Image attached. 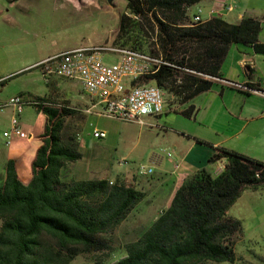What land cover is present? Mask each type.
I'll return each instance as SVG.
<instances>
[{
  "label": "trees",
  "instance_id": "1",
  "mask_svg": "<svg viewBox=\"0 0 264 264\" xmlns=\"http://www.w3.org/2000/svg\"><path fill=\"white\" fill-rule=\"evenodd\" d=\"M201 1L126 0L128 13L120 18L118 39L127 38L136 50H143L147 39L150 53L170 64L134 85H157L185 104L211 89L212 78L221 79L232 45L249 46L264 56L257 19L230 23L213 17L190 23L188 9ZM25 95L31 97H21ZM32 97L26 105L44 114L46 125L31 181L19 178L13 160L5 166L0 184V264H71L80 255L110 251L106 236L129 217L145 193L120 178L111 184L70 176L72 164L83 159V153L68 120H84V114L57 103L51 94ZM193 110L190 106L183 113L190 116ZM218 162L224 163L220 172L209 166L186 179L169 207L142 235L127 242L125 256L112 264L235 263L243 227L228 212L246 190L264 188V162L226 148H218L209 159V165Z\"/></svg>",
  "mask_w": 264,
  "mask_h": 264
},
{
  "label": "rangeland",
  "instance_id": "2",
  "mask_svg": "<svg viewBox=\"0 0 264 264\" xmlns=\"http://www.w3.org/2000/svg\"><path fill=\"white\" fill-rule=\"evenodd\" d=\"M241 3L235 4L236 11L225 17L227 21L234 23L238 11H245L247 6ZM247 4L254 6L253 3ZM127 13L126 0H0V78L6 76L1 80H7L0 84V103L8 102L20 93L31 94V97L26 96L28 100H33L32 96L45 97L50 89L43 76L38 70L29 71L26 67H32L49 55L93 46H109L152 55L147 39L143 41V50L134 49L135 44L127 38L118 39L120 18ZM104 61L114 63L116 55L106 53ZM56 82L59 88L51 92L52 98L69 108L81 109L82 104L78 102L82 95L86 96L82 85L78 81L60 78ZM165 100L167 107L181 105L179 98L167 92ZM36 114L34 107L24 108L23 118L32 127L25 129L29 136L38 130L35 126ZM12 116V106L0 110V173L2 156L16 142L26 140L13 138L7 146L4 132L11 129ZM172 118H176L175 122L180 120V117ZM83 121L78 118L68 120L76 128L77 137L81 135L85 143L89 141L90 144L88 149L81 150L83 159L74 166L78 165L79 171L86 168V175L93 178L99 172L114 178L112 183L121 177L120 180L132 185V180L126 182L121 175L142 176L141 167H156L155 160L164 158L178 137L149 117L144 118L145 123L141 124L87 114L85 126L82 127ZM181 127L180 124L176 128ZM95 128L105 131L107 138L94 139ZM146 200L141 201L129 217L106 236L111 240L110 251L80 255L71 264H96L99 260L102 264H112L123 258L125 244L142 235L165 210L162 201L153 202L149 197ZM228 216L239 219L243 227V235L235 247L237 261L200 264H264V188L246 190L230 208ZM1 224L0 221V227Z\"/></svg>",
  "mask_w": 264,
  "mask_h": 264
},
{
  "label": "crops",
  "instance_id": "3",
  "mask_svg": "<svg viewBox=\"0 0 264 264\" xmlns=\"http://www.w3.org/2000/svg\"><path fill=\"white\" fill-rule=\"evenodd\" d=\"M241 2H244L247 8L245 11H238L234 23L240 22L243 18L257 19L262 26L259 40L264 43V0H202L197 6L188 9L187 16L189 21L193 20L195 14H199L203 21H208L213 17L226 20L225 17L236 11L235 4H242ZM247 3H253L254 6H249ZM227 7L231 10H228ZM194 9L195 11H193ZM46 58L48 57L44 59ZM118 59L119 57L116 56V61ZM5 77H1L0 80ZM220 77L221 79L214 80L211 89L201 93L192 101L181 104L180 107H167L165 105L164 114L158 117H149L161 124L163 129L174 132L178 137L167 151V153L172 152L173 156L170 158L166 153V156L162 157L163 159L155 160L157 166H152L154 172L152 175L130 176L127 173L121 175L123 180L126 182L132 180V185L145 193V201L148 197L153 199V202L162 201L165 204L164 209H167L176 191L186 179L211 166L209 159L218 148L233 150L264 162V56L255 54L249 46L232 45L221 66ZM56 79V77L51 79L49 84L45 82L50 89L49 95L59 88ZM253 88H256L257 91H251ZM83 93L85 92L83 91ZM21 94L15 97L21 96ZM23 98L25 101L28 100L26 95ZM93 102V98L87 94L86 96L82 95L81 101L78 102L82 104L81 109L78 110L84 114L82 127L85 126L87 114L97 116L87 112ZM26 106L28 105L23 107L21 113H18L17 109L12 106V118L18 116L24 131L26 128H32L31 124L23 118V111ZM190 106H193L194 110L190 116H185L183 112L188 110ZM36 113L35 126L38 128L36 133L25 141L16 142L2 156L0 184L5 177V166L10 160L15 162L19 178L24 183L31 181L33 176L32 163L42 145L40 136L44 133L46 125V116L37 111ZM172 117H180V120L175 122L176 118L173 119ZM180 124L182 125L181 129H177L176 127ZM96 130L103 131L95 128L94 132ZM166 133L168 132L166 131ZM78 137L81 150L88 149L89 141L85 143L81 135ZM94 139L103 140L95 137ZM198 140L207 144L200 143ZM223 164L221 162L213 164L212 171L220 172ZM85 169L79 171L78 165L75 167L73 163L70 176L77 178L76 180L92 179L93 177L86 175ZM93 179H106L110 182L114 180V178L106 177L100 172Z\"/></svg>",
  "mask_w": 264,
  "mask_h": 264
},
{
  "label": "built area",
  "instance_id": "4",
  "mask_svg": "<svg viewBox=\"0 0 264 264\" xmlns=\"http://www.w3.org/2000/svg\"><path fill=\"white\" fill-rule=\"evenodd\" d=\"M227 9L231 10L229 7ZM201 22L203 20L200 15L195 14L192 23ZM106 53L118 56V61L106 63L104 61ZM164 65L170 64L165 62L162 56L109 46H93L59 52L28 69L38 70L47 84L55 77L78 81L83 91L94 100L87 110L88 113L144 124L145 117H158L164 114L165 91L154 84L134 85L133 82L143 76L155 75ZM26 102L23 97L18 96L5 104H0V110L13 106L21 113ZM106 136V132L98 130L94 132L95 138L104 139ZM4 137L7 140L6 144L10 145L13 138L28 139L30 136L22 128L18 116H14L11 129L4 132ZM167 155L171 158L173 153L168 152ZM153 173L152 168H140L142 176Z\"/></svg>",
  "mask_w": 264,
  "mask_h": 264
},
{
  "label": "water",
  "instance_id": "5",
  "mask_svg": "<svg viewBox=\"0 0 264 264\" xmlns=\"http://www.w3.org/2000/svg\"><path fill=\"white\" fill-rule=\"evenodd\" d=\"M110 2L113 1V0H109Z\"/></svg>",
  "mask_w": 264,
  "mask_h": 264
}]
</instances>
